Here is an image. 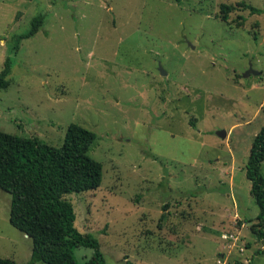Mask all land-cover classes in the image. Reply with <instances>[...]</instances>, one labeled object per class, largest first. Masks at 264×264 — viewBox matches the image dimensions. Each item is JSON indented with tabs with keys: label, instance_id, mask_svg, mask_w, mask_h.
I'll list each match as a JSON object with an SVG mask.
<instances>
[{
	"label": "rangeland",
	"instance_id": "obj_1",
	"mask_svg": "<svg viewBox=\"0 0 264 264\" xmlns=\"http://www.w3.org/2000/svg\"><path fill=\"white\" fill-rule=\"evenodd\" d=\"M240 1L261 12L218 17ZM7 59L1 132L56 147L72 123L96 135L101 184L67 199L106 264H264L245 176L264 124V0H0V71ZM10 201L0 189V257L27 263Z\"/></svg>",
	"mask_w": 264,
	"mask_h": 264
},
{
	"label": "trees",
	"instance_id": "obj_2",
	"mask_svg": "<svg viewBox=\"0 0 264 264\" xmlns=\"http://www.w3.org/2000/svg\"><path fill=\"white\" fill-rule=\"evenodd\" d=\"M237 6L250 13L261 12L243 1L237 5L221 3L218 17L224 22L229 21L230 13ZM238 19L241 25L244 17L238 16ZM42 25V14L33 17L29 29L14 37L15 49L21 39L34 35ZM9 72L7 59L0 71V89L8 87ZM95 140L93 131L75 123L68 126L59 147L37 137L0 131V189L11 195L9 222L32 240L27 263L0 257V264H106L97 238L76 228L74 208L67 199L70 193L94 190L101 184L102 164L88 154ZM263 161L264 124L252 140L245 166V176L251 182L250 194L259 207L254 233L262 241L263 248L256 253H264ZM77 246L93 248L91 258L77 261L74 256ZM230 264L245 263L234 259Z\"/></svg>",
	"mask_w": 264,
	"mask_h": 264
},
{
	"label": "water",
	"instance_id": "obj_3",
	"mask_svg": "<svg viewBox=\"0 0 264 264\" xmlns=\"http://www.w3.org/2000/svg\"><path fill=\"white\" fill-rule=\"evenodd\" d=\"M254 71L252 70V68L250 67L247 71H246V75H249L251 73H253ZM166 74L162 69H161V75ZM216 134L220 137V138H225L226 137V131L224 129L218 130L216 132ZM27 236V234H25Z\"/></svg>",
	"mask_w": 264,
	"mask_h": 264
}]
</instances>
